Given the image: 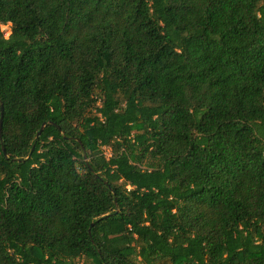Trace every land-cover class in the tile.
<instances>
[{
  "label": "trees",
  "instance_id": "16d2710c",
  "mask_svg": "<svg viewBox=\"0 0 264 264\" xmlns=\"http://www.w3.org/2000/svg\"><path fill=\"white\" fill-rule=\"evenodd\" d=\"M1 105L0 264H264V0H0Z\"/></svg>",
  "mask_w": 264,
  "mask_h": 264
},
{
  "label": "water",
  "instance_id": "95a60500",
  "mask_svg": "<svg viewBox=\"0 0 264 264\" xmlns=\"http://www.w3.org/2000/svg\"><path fill=\"white\" fill-rule=\"evenodd\" d=\"M2 121H3V107L1 105V114H0V130H1V127H2ZM45 125H43L44 127ZM40 134L37 135V138L39 137ZM0 139L2 140V133L0 132Z\"/></svg>",
  "mask_w": 264,
  "mask_h": 264
},
{
  "label": "rangeland",
  "instance_id": "374dc122",
  "mask_svg": "<svg viewBox=\"0 0 264 264\" xmlns=\"http://www.w3.org/2000/svg\"><path fill=\"white\" fill-rule=\"evenodd\" d=\"M5 30H6V31H5ZM7 31L10 32V28H9V26H4V27H3V32H4V34H7V33H6ZM106 155L109 156V151H106Z\"/></svg>",
  "mask_w": 264,
  "mask_h": 264
},
{
  "label": "built area",
  "instance_id": "2783aa9c",
  "mask_svg": "<svg viewBox=\"0 0 264 264\" xmlns=\"http://www.w3.org/2000/svg\"><path fill=\"white\" fill-rule=\"evenodd\" d=\"M5 31H6V30H5ZM6 33H7V34H4V37H5V38H8V37H9V35H10V32H9V31H7Z\"/></svg>",
  "mask_w": 264,
  "mask_h": 264
}]
</instances>
